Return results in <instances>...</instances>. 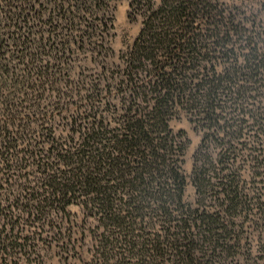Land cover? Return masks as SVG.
Here are the masks:
<instances>
[{
  "label": "trees",
  "instance_id": "obj_1",
  "mask_svg": "<svg viewBox=\"0 0 264 264\" xmlns=\"http://www.w3.org/2000/svg\"><path fill=\"white\" fill-rule=\"evenodd\" d=\"M111 1L0 0V264H36L42 236L69 239V217L85 264H257L264 19L217 0H127L141 28L117 63L63 75L72 47L112 58ZM182 119L200 136L189 177Z\"/></svg>",
  "mask_w": 264,
  "mask_h": 264
},
{
  "label": "rangeland",
  "instance_id": "obj_2",
  "mask_svg": "<svg viewBox=\"0 0 264 264\" xmlns=\"http://www.w3.org/2000/svg\"><path fill=\"white\" fill-rule=\"evenodd\" d=\"M155 1L156 4L159 3V0ZM217 2L227 9L240 6L247 7L248 9L253 8L255 9L254 11H257L258 16L264 19V0H217ZM261 3L263 6L260 5ZM110 6V13L114 18L113 27L109 35L104 37L105 42L108 43V46L112 50V58L107 60L102 56L91 54L87 51L88 48L72 47L63 58V65L60 66L63 75L67 73L70 78L81 75V79L83 80L90 78L89 76L98 71L103 63L108 66L117 63L119 53L124 52L133 44L141 28V19H134L127 0H112ZM172 126L175 130H184L186 134L188 146L184 156L183 171L189 177L193 164V155L199 145L200 136L193 130L186 119L173 122ZM185 197L188 202H192L194 199V189L190 184L186 187ZM70 211L71 213H76L78 209L72 207L69 208ZM67 221L68 223L60 224L58 228L66 230L64 231L66 232L65 236L69 237V239L65 242H53L49 245L48 241L42 240L44 239V236H42L41 242H39L38 248H36L37 253H39L38 258H35L36 264H85L87 262L89 259L88 253L85 252V244L87 243L78 242L76 248H72L73 242H70V217ZM247 231L250 238L249 244L252 257L258 258L260 256L257 245L259 239L264 237V221L256 226H251ZM256 262L257 264H264V259H258Z\"/></svg>",
  "mask_w": 264,
  "mask_h": 264
}]
</instances>
